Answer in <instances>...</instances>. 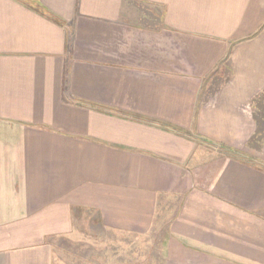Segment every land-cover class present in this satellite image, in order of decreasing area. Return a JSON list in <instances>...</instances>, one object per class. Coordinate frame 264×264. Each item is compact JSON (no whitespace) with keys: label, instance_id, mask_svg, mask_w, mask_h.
Masks as SVG:
<instances>
[{"label":"crops","instance_id":"crops-1","mask_svg":"<svg viewBox=\"0 0 264 264\" xmlns=\"http://www.w3.org/2000/svg\"><path fill=\"white\" fill-rule=\"evenodd\" d=\"M263 95L264 0H0V264L160 210L163 264H264Z\"/></svg>","mask_w":264,"mask_h":264},{"label":"rangeland","instance_id":"rangeland-1","mask_svg":"<svg viewBox=\"0 0 264 264\" xmlns=\"http://www.w3.org/2000/svg\"><path fill=\"white\" fill-rule=\"evenodd\" d=\"M256 104L263 119L264 95ZM168 220L169 215L160 210L150 232L135 235L105 229L89 217L82 218L71 235L56 240L57 264H163Z\"/></svg>","mask_w":264,"mask_h":264}]
</instances>
